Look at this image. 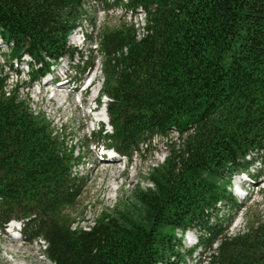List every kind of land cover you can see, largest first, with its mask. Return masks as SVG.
<instances>
[{
  "label": "trees",
  "instance_id": "trees-1",
  "mask_svg": "<svg viewBox=\"0 0 264 264\" xmlns=\"http://www.w3.org/2000/svg\"><path fill=\"white\" fill-rule=\"evenodd\" d=\"M88 2L144 14L142 26L123 20L97 34L111 126L100 139L127 160L158 138L179 144L130 204L74 226L69 210L86 186L74 146L9 89L0 63V229L19 222L53 264H179L199 248L207 264H264V220L231 235L234 217L221 211L236 206L235 175L264 177L250 172L264 163V0H0L8 65L29 56L33 84L78 54L69 36ZM188 230L199 241L184 249Z\"/></svg>",
  "mask_w": 264,
  "mask_h": 264
},
{
  "label": "rangeland",
  "instance_id": "rangeland-1",
  "mask_svg": "<svg viewBox=\"0 0 264 264\" xmlns=\"http://www.w3.org/2000/svg\"><path fill=\"white\" fill-rule=\"evenodd\" d=\"M86 8L87 13L81 27L76 28L69 36V45L72 49H77L78 54L62 58L58 65L52 67L50 71L52 73L43 80L66 72L65 74H69L66 80L70 82L67 89L56 91V86L52 84L44 85V87L37 82L30 84L31 70L26 62L30 60V57L25 56V62L13 61L11 67L8 65L9 57L7 56L10 52L9 48L2 41H0V63L6 66L5 73L8 74L9 89L17 85L21 96L27 99L33 111L45 116L51 123V127L61 134V138H64L67 144L74 146L78 162L74 171L85 178L86 186L78 203L69 210V213L72 218H75L74 226L80 225L87 228L94 224L95 219L102 212H112L130 204L133 201V191L138 186H151L147 179L149 172L154 166L164 161L171 147L169 143L174 141L179 144V139L177 134L172 135L171 141L158 138L153 141L152 147L148 149L144 147L128 163L111 150L107 142L100 139V134H104L102 126L99 127L100 125H94L92 122L98 114L89 115L88 112L90 106H96L93 98L102 88L104 81L101 70L103 58L95 49L97 34L104 26H114L123 20L142 26L144 14L139 12L134 16L120 6L112 10H104L94 2H88ZM93 56L97 58L89 74L86 71L90 69L88 63ZM68 68L70 69L67 70ZM88 75L89 78L96 75V80L88 94L86 96L83 94L85 101L79 103L78 99L81 95L79 86ZM56 92L59 96L62 95V102L59 97H56ZM107 100V97L101 100V112H104V103ZM105 130L110 132L111 127L106 126ZM108 158L118 162L105 160ZM261 158L259 156V159H256L255 165L250 168L251 173L264 172V163ZM240 179L243 180L242 183H245L243 191L239 188L242 185ZM233 181L231 193L236 199V206L232 208L228 204H223L221 207L222 212L229 211L234 217L229 227L231 235L242 231L247 223L264 220V177L252 180L247 175L244 177L235 175ZM18 227L20 223L10 224L4 230L0 229V264H53L46 257L42 243H25ZM13 233L18 235V238H14ZM178 236L181 234L179 233ZM194 239L193 235H190V238L185 237L183 248H191V241L193 242ZM184 249H181V252ZM179 264H207V262H202V253L199 248L193 257L185 254V258Z\"/></svg>",
  "mask_w": 264,
  "mask_h": 264
},
{
  "label": "bare ground",
  "instance_id": "bare-ground-1",
  "mask_svg": "<svg viewBox=\"0 0 264 264\" xmlns=\"http://www.w3.org/2000/svg\"><path fill=\"white\" fill-rule=\"evenodd\" d=\"M25 59V58H24ZM27 60V59H26ZM24 61V60H23ZM22 61V62H23ZM25 62V61H24ZM27 63H28V61H26ZM66 72H62V75L60 74V75H57V77L56 76H54V77H52V78H49V79H51V80H48L47 82H46V85H48V84H53V85H55L56 86V88H57V90L56 91H59L58 89H64V88H66L67 89V85H68V83H70L69 81H67L66 79H68L69 78V75H67V74H65ZM56 94V97H59V99H60V101L62 102L63 101V97H62V95H60L59 96V93L58 92H56L55 93ZM59 101V102H60ZM62 106V105H61ZM116 155V154H115ZM117 156V155H116ZM108 157V156H107ZM113 157V156H112ZM105 160H107V161H114V163L115 162H118L117 160H115V159H113V158H108V159H105ZM242 181H240V183H241ZM190 231L191 230H188L187 232H186V234H185V236L186 235H188V236H190L191 234H190ZM18 234V233H17ZM184 236V237H185ZM38 243H40V242H38ZM42 243V242H41ZM44 243V242H43ZM45 244V243H44Z\"/></svg>",
  "mask_w": 264,
  "mask_h": 264
}]
</instances>
